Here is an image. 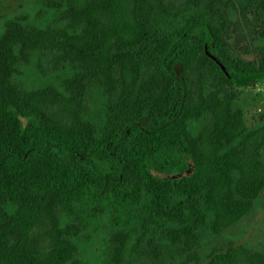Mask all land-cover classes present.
<instances>
[{"label": "trees", "instance_id": "obj_1", "mask_svg": "<svg viewBox=\"0 0 264 264\" xmlns=\"http://www.w3.org/2000/svg\"><path fill=\"white\" fill-rule=\"evenodd\" d=\"M264 0H39L0 30V264H264ZM255 55L248 59L244 56ZM168 175L159 177L154 172Z\"/></svg>", "mask_w": 264, "mask_h": 264}, {"label": "rangeland", "instance_id": "obj_2", "mask_svg": "<svg viewBox=\"0 0 264 264\" xmlns=\"http://www.w3.org/2000/svg\"><path fill=\"white\" fill-rule=\"evenodd\" d=\"M39 0H0V30L3 21L10 16L21 12H35ZM248 59L255 58V55L244 56ZM253 96L257 97L256 103L251 101L246 109L247 121L252 124L258 120V115L264 113V80L251 87H242ZM159 177H169L168 175L154 172ZM248 226L246 232L241 234V240L247 241L251 246L264 251V193L257 202L254 212L245 221Z\"/></svg>", "mask_w": 264, "mask_h": 264}, {"label": "water", "instance_id": "obj_3", "mask_svg": "<svg viewBox=\"0 0 264 264\" xmlns=\"http://www.w3.org/2000/svg\"><path fill=\"white\" fill-rule=\"evenodd\" d=\"M205 31H206V44H205V52L206 55L214 60L219 66L222 68V70L226 73V75L236 84H244L251 80H258V79H264V73H253L248 76L242 77V78H233L230 73L227 71L226 66L221 62V60L215 56L208 48V43L210 41V30L209 27L204 25Z\"/></svg>", "mask_w": 264, "mask_h": 264}]
</instances>
